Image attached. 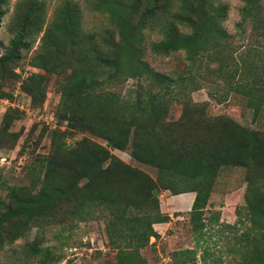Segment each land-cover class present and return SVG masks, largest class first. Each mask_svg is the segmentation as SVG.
<instances>
[{
    "label": "trees",
    "instance_id": "trees-1",
    "mask_svg": "<svg viewBox=\"0 0 264 264\" xmlns=\"http://www.w3.org/2000/svg\"><path fill=\"white\" fill-rule=\"evenodd\" d=\"M83 1L89 12L105 16V28L84 31L81 9L72 1L56 6L47 19L43 0H16L7 25L0 98H11L1 90L6 82H18L30 104L40 107L53 77L59 94L53 115L65 128L51 132L47 154L31 161L38 184L21 193L11 188L0 201V251L26 239L32 228L100 221L114 264H147L140 251L159 238L153 225L169 221L158 201L166 191L194 194L187 215L196 246L173 252L172 264H195L196 249L202 263L221 264L220 256L211 258L205 237L221 241L232 264H264V133L208 115L207 103H193L185 92L205 80L213 92L221 88L225 96L242 97L264 119L263 0H239L235 27L249 40L241 50L222 25L228 10L222 0ZM8 6L9 0H0V27ZM152 32L158 38L147 43L151 54L181 53L184 76L154 73L143 60L144 34ZM34 45L28 66L37 72L21 78L15 69ZM143 76L152 80L128 90L131 98L111 90L122 79ZM171 105L180 114L167 121ZM19 111L7 106L1 115L0 150L11 149L22 133L10 130ZM84 133L104 145L73 139ZM110 149L128 150L155 170L154 178L129 168ZM228 165L245 171L244 205L235 210L234 224L211 231L206 225L217 223V213L206 223L203 213L218 172ZM53 251L35 235L12 255L17 264H58L62 256Z\"/></svg>",
    "mask_w": 264,
    "mask_h": 264
},
{
    "label": "rangeland",
    "instance_id": "rangeland-1",
    "mask_svg": "<svg viewBox=\"0 0 264 264\" xmlns=\"http://www.w3.org/2000/svg\"><path fill=\"white\" fill-rule=\"evenodd\" d=\"M46 5V18L49 19L53 9L64 1L75 2L81 9L82 27L84 31H99L106 27L105 16L88 11L83 0H43ZM16 0H9L8 11L2 19L0 27V41L3 48L7 44L10 34L7 31L8 22L11 19ZM228 7L226 18L222 23L224 29L230 36L233 47L237 50L243 49L248 44V36L240 35L235 27L239 21V0H222ZM264 7V0L262 1ZM181 30V29H180ZM247 30V29H246ZM158 36L152 33H145V49L143 60L151 67L154 73L170 74L173 80L176 76H184L186 62L181 53L169 54L167 56L153 55L147 45L150 41L157 40ZM28 52L25 59L20 62V67L15 69V73H20L23 78L30 72H37L28 66V58L33 55L34 49ZM87 68V66H86ZM152 80L151 76H143L135 79H122L117 82L111 90H114L121 97L131 98L132 90L137 83L145 84ZM220 87V86H219ZM1 90L10 95V99L0 98V118L7 106L17 107L20 111L18 120L14 121L10 130L21 131V135L16 144L11 148L0 150V201L7 200L9 189L24 192L33 186V182L38 184V177L31 173L30 166L35 155H45L48 152L49 135L51 132L60 133L65 128V121L59 122L54 117V109L58 102V92L55 90L54 78L51 77L46 87L45 98L40 107L30 104L28 96L19 89L18 82L8 81ZM193 103L206 102V110L210 116H226L238 125L248 129L264 133V119L254 114L246 108L242 97L230 93L223 95V90L217 88L213 92L212 87L206 84L205 80H200L196 90L185 91ZM213 95V96H212ZM219 100V101H218ZM180 114L178 105H171L166 115L167 121H174ZM27 137L29 139L27 140ZM26 138V139H25ZM87 138L97 144L104 145L103 141L94 138L89 134H75L74 140ZM109 153L123 162L129 168H135L151 178L155 176V170L132 158L128 150L119 151L110 149ZM244 169L242 167L228 165L218 172L212 190L209 193L203 222L214 212L217 213V225L207 223V229L214 230L222 224H234L235 210L244 205ZM34 188V187H33ZM180 195L171 196L168 192H161L158 196L159 208L163 214L169 216V221L164 224L154 225L153 228L159 235L157 240L149 239V245L140 251V255L147 264H172L171 254L184 249H193L196 246L195 238L191 234L187 212L190 205L177 206L180 202ZM206 223V222H205ZM210 224V225H209ZM219 228V227H218ZM208 230H206L207 232ZM215 232V231H213ZM41 238V246H49L53 252L60 254L62 260L58 264H114V253L106 248L103 225L100 221H87L77 223L75 226H48L36 232L35 228L29 230L26 239L15 241L11 246L4 247L0 251V264H17V259L13 257V252L19 250V246L25 242H30L34 237ZM208 245V250L213 253L211 258L217 256L221 258V264H232L235 259L229 254H224L221 241H215V237L204 238ZM215 245V246H214ZM202 247V241L200 242ZM201 249H196L195 264H205L201 262ZM211 259L206 261L210 264Z\"/></svg>",
    "mask_w": 264,
    "mask_h": 264
},
{
    "label": "crops",
    "instance_id": "crops-1",
    "mask_svg": "<svg viewBox=\"0 0 264 264\" xmlns=\"http://www.w3.org/2000/svg\"><path fill=\"white\" fill-rule=\"evenodd\" d=\"M180 195V202L177 204V206H188L191 205V202L193 200L194 194L193 193H184V194H179ZM157 225V224H156ZM154 226V225H153ZM156 231V230H155Z\"/></svg>",
    "mask_w": 264,
    "mask_h": 264
}]
</instances>
